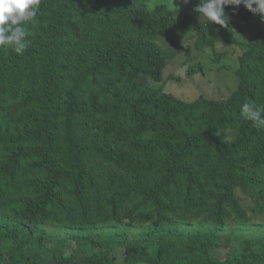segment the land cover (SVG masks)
<instances>
[{
	"label": "trees",
	"instance_id": "trees-1",
	"mask_svg": "<svg viewBox=\"0 0 264 264\" xmlns=\"http://www.w3.org/2000/svg\"><path fill=\"white\" fill-rule=\"evenodd\" d=\"M166 1L41 0L23 54L0 46V264L7 251L15 264H73L82 253L85 264H114L118 249L123 264H264V232L255 249L218 257L207 226L186 234L174 222L204 214L223 225L227 208L243 220L236 189L264 198V130L240 114L245 102L264 105V17L230 97L187 102L165 91L157 41L181 54L199 0L183 17ZM226 14L251 18L241 5ZM212 26L200 25L197 49L234 42L212 37ZM111 208L152 212L138 215L148 226L132 236L98 226Z\"/></svg>",
	"mask_w": 264,
	"mask_h": 264
},
{
	"label": "rangeland",
	"instance_id": "rangeland-1",
	"mask_svg": "<svg viewBox=\"0 0 264 264\" xmlns=\"http://www.w3.org/2000/svg\"><path fill=\"white\" fill-rule=\"evenodd\" d=\"M168 0L163 3L167 5L177 17H183L186 7L180 0ZM154 5V3L152 4ZM244 7L243 4H241ZM245 8V7H244ZM246 11L250 15V19L244 20L239 16L231 17L226 14L229 22L234 21V25L228 23L226 27L213 24L210 31L212 37H220L223 34L226 37H232L234 42L220 41L216 45L208 47L207 50H199L196 46V39L198 36V29L202 20L197 19L192 33L184 38V46L181 54H177L174 49L168 46L164 36H160L158 44L164 50L167 58V67L164 72L166 86L165 91L169 94L175 95L180 100L193 102L199 97L195 96L193 92V77H195V84L199 91L201 98L211 97L213 99H226L230 97L232 92L237 88L238 78L235 77L232 68L238 67V57L246 50L247 43L251 40L254 34L258 31L257 18L261 15L253 14L247 8ZM195 12V11H193ZM232 26V27H231ZM189 49V50H188ZM191 54L189 58L186 57V52ZM203 71V73H202ZM191 72L190 76L187 73ZM140 83L150 85L151 82L147 76L140 78ZM209 93H206V90ZM208 99V98H207ZM99 118L94 119L93 129H98ZM234 134L229 133V140H233ZM261 180V191H264V173L258 174ZM260 193V192H259ZM235 197L237 198L241 208L245 212L244 219L241 220L235 216L233 211L226 209L227 216L223 225L215 224L212 221L206 222L204 214L183 216L180 220L174 221L186 234L191 232L198 233L201 227L207 226L210 235L215 233L214 249L217 250L213 256H223L228 253L230 247H235L238 251L255 249L253 241H257L264 232V198L255 199L246 195L240 189L235 190ZM135 200L132 202L130 208L133 207ZM152 212V208L143 209L135 214L125 216L124 211H114L112 208L108 210L107 220L103 224H99L101 228L114 230H123L130 235H135L144 230L148 225L142 224L138 219V215ZM108 228V229H107ZM50 232L56 236L71 235L72 228H55L50 227ZM110 232V231H109ZM205 241H208L209 234L204 235ZM2 264H15L16 261L12 254L8 251L2 255ZM89 253H82L75 256L73 264H85ZM115 258L114 264H123L126 257L125 251L122 249L116 250L112 253ZM43 264H54L49 259H44ZM143 264V263H138Z\"/></svg>",
	"mask_w": 264,
	"mask_h": 264
},
{
	"label": "clouds",
	"instance_id": "clouds-1",
	"mask_svg": "<svg viewBox=\"0 0 264 264\" xmlns=\"http://www.w3.org/2000/svg\"><path fill=\"white\" fill-rule=\"evenodd\" d=\"M182 2L189 4L191 0ZM40 4L41 0H0V46L5 49L12 47L17 54H23L29 43L25 25L37 17ZM241 4L253 14L264 17V0H199L195 11L200 14L202 21L226 27L229 20L225 8L232 6L238 9ZM175 9L177 13L180 11L177 7ZM240 114L243 119L252 122L257 130H264V105L245 102Z\"/></svg>",
	"mask_w": 264,
	"mask_h": 264
},
{
	"label": "crops",
	"instance_id": "crops-1",
	"mask_svg": "<svg viewBox=\"0 0 264 264\" xmlns=\"http://www.w3.org/2000/svg\"><path fill=\"white\" fill-rule=\"evenodd\" d=\"M231 17H233L232 15H230ZM197 19H201V18H198V17H196V19L194 20V22H193V26H195V23H196V21H197ZM205 21V20H204ZM204 21H201L200 23H203ZM214 24V23H213ZM229 24H231L232 26L234 25V21H231V22H229ZM231 26V27H232ZM213 27V26H212ZM199 50H202V49H199ZM238 67H239V57H238ZM238 67H236V68H232V70L235 72L237 69H238ZM193 81V92L195 93V96L196 97H199L200 98V96H199V91H198V89H197V87H196V84H195V77H193V79H192ZM238 83V82H237ZM206 93H209V90L207 89L206 90ZM205 98H210V99H213V98H211V97H205Z\"/></svg>",
	"mask_w": 264,
	"mask_h": 264
}]
</instances>
